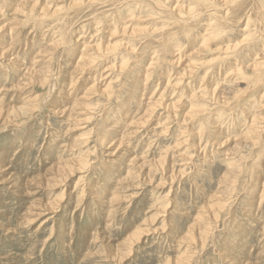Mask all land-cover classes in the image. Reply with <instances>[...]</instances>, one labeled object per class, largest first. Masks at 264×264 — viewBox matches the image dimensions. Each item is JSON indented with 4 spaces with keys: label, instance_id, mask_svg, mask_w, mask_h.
<instances>
[{
    "label": "rangeland",
    "instance_id": "374dc122",
    "mask_svg": "<svg viewBox=\"0 0 264 264\" xmlns=\"http://www.w3.org/2000/svg\"><path fill=\"white\" fill-rule=\"evenodd\" d=\"M263 22L0 0V264H264Z\"/></svg>",
    "mask_w": 264,
    "mask_h": 264
},
{
    "label": "bare ground",
    "instance_id": "6f19581e",
    "mask_svg": "<svg viewBox=\"0 0 264 264\" xmlns=\"http://www.w3.org/2000/svg\"><path fill=\"white\" fill-rule=\"evenodd\" d=\"M258 4V3H257ZM195 15V14H194ZM184 21V20H183ZM262 22V21H261ZM264 23V22H263ZM263 26H264V24H263ZM228 55V54H227ZM234 59V58H233ZM237 162V161H236Z\"/></svg>",
    "mask_w": 264,
    "mask_h": 264
}]
</instances>
